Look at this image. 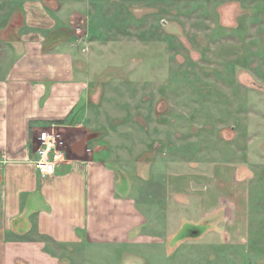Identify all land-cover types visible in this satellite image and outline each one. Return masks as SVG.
I'll return each instance as SVG.
<instances>
[{
    "label": "crops",
    "instance_id": "obj_1",
    "mask_svg": "<svg viewBox=\"0 0 264 264\" xmlns=\"http://www.w3.org/2000/svg\"><path fill=\"white\" fill-rule=\"evenodd\" d=\"M75 3L0 0V264H85L86 245L125 259L184 221L204 223L205 237L168 247V264H183L189 245L207 264H264V164L181 161L169 148L151 160L145 133L111 137L69 27ZM43 129L65 143L45 176L33 163Z\"/></svg>",
    "mask_w": 264,
    "mask_h": 264
},
{
    "label": "rangeland",
    "instance_id": "obj_2",
    "mask_svg": "<svg viewBox=\"0 0 264 264\" xmlns=\"http://www.w3.org/2000/svg\"><path fill=\"white\" fill-rule=\"evenodd\" d=\"M41 1L76 2L69 27L111 137L145 133L151 160L169 148L181 161L192 152L264 164V0ZM193 227L205 229L184 221L167 243L137 245L125 259L86 245L85 264H168V247L197 239ZM189 246L183 264H207Z\"/></svg>",
    "mask_w": 264,
    "mask_h": 264
},
{
    "label": "built area",
    "instance_id": "obj_3",
    "mask_svg": "<svg viewBox=\"0 0 264 264\" xmlns=\"http://www.w3.org/2000/svg\"><path fill=\"white\" fill-rule=\"evenodd\" d=\"M63 143L57 132L49 129L40 130L37 136V158L33 163L41 176L53 173L56 164L64 158Z\"/></svg>",
    "mask_w": 264,
    "mask_h": 264
},
{
    "label": "water",
    "instance_id": "obj_4",
    "mask_svg": "<svg viewBox=\"0 0 264 264\" xmlns=\"http://www.w3.org/2000/svg\"><path fill=\"white\" fill-rule=\"evenodd\" d=\"M203 232L198 231L197 229H195L194 227L190 229L189 235L191 237H198L202 234ZM183 239V238H181ZM180 239H178L177 241H179Z\"/></svg>",
    "mask_w": 264,
    "mask_h": 264
}]
</instances>
